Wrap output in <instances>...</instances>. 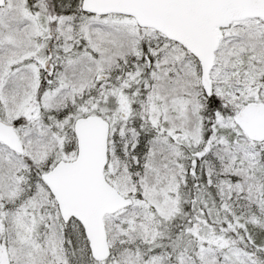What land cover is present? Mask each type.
Masks as SVG:
<instances>
[{"label": "snow or ice", "instance_id": "1", "mask_svg": "<svg viewBox=\"0 0 264 264\" xmlns=\"http://www.w3.org/2000/svg\"><path fill=\"white\" fill-rule=\"evenodd\" d=\"M0 264H264V0H0Z\"/></svg>", "mask_w": 264, "mask_h": 264}]
</instances>
